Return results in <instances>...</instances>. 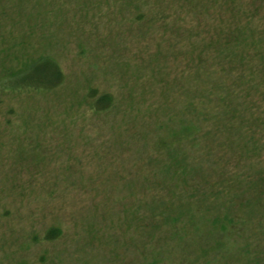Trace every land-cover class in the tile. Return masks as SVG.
Instances as JSON below:
<instances>
[{
    "label": "rangeland",
    "instance_id": "rangeland-1",
    "mask_svg": "<svg viewBox=\"0 0 264 264\" xmlns=\"http://www.w3.org/2000/svg\"><path fill=\"white\" fill-rule=\"evenodd\" d=\"M181 2L62 9L64 88L0 104V264H264L262 82L238 89L208 48L240 15Z\"/></svg>",
    "mask_w": 264,
    "mask_h": 264
},
{
    "label": "trees",
    "instance_id": "trees-1",
    "mask_svg": "<svg viewBox=\"0 0 264 264\" xmlns=\"http://www.w3.org/2000/svg\"><path fill=\"white\" fill-rule=\"evenodd\" d=\"M95 1L100 0L71 2L69 0H0V104L5 101L3 98L15 94L56 93L64 88L67 83L65 69L59 57L49 50L55 33L63 24L62 19L58 22L57 18L62 15V9L69 3L75 2L76 6L87 7L94 5ZM118 1L121 5L128 6L137 0ZM209 2L208 8L217 9V12H212L213 20L218 19L217 15L221 13L240 15L241 18L236 17L232 26H229L228 22L218 24L213 36L215 41H212L208 48H212L220 57L219 66L224 74L229 75L233 72L231 70H236L238 89L244 90L249 83H253L255 90L258 81L262 82L263 90L259 93L263 95L264 105V0H209ZM197 3L198 0L181 2L188 7H194ZM143 16L141 14L137 19H142ZM232 30L233 33L227 37ZM232 81L235 83L236 80ZM231 90L233 91V88ZM220 91L221 95L226 96L230 93V88L221 86ZM83 99L91 100L89 107L95 112L109 110L114 105L112 94L99 93L95 88L90 89ZM46 117L47 114L42 115L40 119L42 123L45 122ZM34 118L28 120L26 117L24 125L37 126ZM257 120L260 122L261 117ZM199 128L200 126L195 124L173 131L168 139H164L162 147H167L183 138L194 137ZM59 233L58 228H52L45 238L53 239ZM213 246H215L214 242ZM213 246L211 243L204 245L207 251Z\"/></svg>",
    "mask_w": 264,
    "mask_h": 264
}]
</instances>
